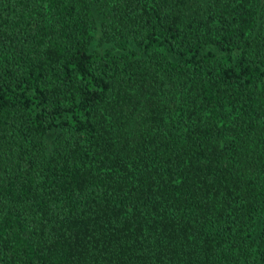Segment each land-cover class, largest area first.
Instances as JSON below:
<instances>
[{"label": "trees", "instance_id": "16d2710c", "mask_svg": "<svg viewBox=\"0 0 264 264\" xmlns=\"http://www.w3.org/2000/svg\"><path fill=\"white\" fill-rule=\"evenodd\" d=\"M0 264H264V0H0Z\"/></svg>", "mask_w": 264, "mask_h": 264}]
</instances>
